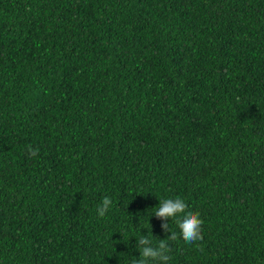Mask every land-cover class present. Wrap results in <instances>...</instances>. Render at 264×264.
<instances>
[{"label": "trees", "instance_id": "16d2710c", "mask_svg": "<svg viewBox=\"0 0 264 264\" xmlns=\"http://www.w3.org/2000/svg\"><path fill=\"white\" fill-rule=\"evenodd\" d=\"M175 197L168 264H264V0H0V264H130Z\"/></svg>", "mask_w": 264, "mask_h": 264}, {"label": "clouds", "instance_id": "9594fccd", "mask_svg": "<svg viewBox=\"0 0 264 264\" xmlns=\"http://www.w3.org/2000/svg\"><path fill=\"white\" fill-rule=\"evenodd\" d=\"M28 151L31 157L38 155L37 150L32 149L31 146L28 147ZM112 204V200L105 197L97 206V216L103 218L112 207ZM153 216L162 222L160 225L161 230L170 233V235L163 240L155 238L157 241L155 245L153 239L140 236L135 245L136 250L139 252V258L131 257L130 264H168L170 260V256L167 254L169 251L168 241H175L178 238L177 232L171 231L169 228L168 221L170 219L179 217L177 220L179 238H182L185 243L194 244L202 239L203 221L199 213L189 211L185 200L180 197L161 200Z\"/></svg>", "mask_w": 264, "mask_h": 264}]
</instances>
